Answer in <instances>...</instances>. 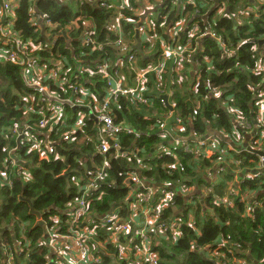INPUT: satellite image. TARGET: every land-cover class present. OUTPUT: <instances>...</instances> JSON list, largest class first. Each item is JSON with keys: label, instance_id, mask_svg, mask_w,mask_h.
Segmentation results:
<instances>
[{"label": "trees", "instance_id": "trees-1", "mask_svg": "<svg viewBox=\"0 0 264 264\" xmlns=\"http://www.w3.org/2000/svg\"><path fill=\"white\" fill-rule=\"evenodd\" d=\"M83 1V5L75 1L62 5L55 0H22L21 7L15 12L14 28L25 38L36 40L40 39V35L33 33L31 22L34 11L58 24V30H64L76 18H80L78 30L69 42L71 48H65L63 38L59 40L61 53L70 59L71 73L77 71L79 65L77 60L71 59V54H78V59L86 64H93L100 58H113L111 47L90 53L85 47L79 48V41L74 39H78L84 29L83 23L87 21L94 23L100 40L103 39L106 25L117 12L118 2H111L110 8L105 10L100 5L92 6L87 2L90 0ZM162 1L164 6L161 10L147 18L155 26L154 32L149 34L153 57L147 63L159 66L157 71L162 73L159 76L156 73L147 75L140 101L129 97L110 101L114 126L136 128L138 133L142 132L141 140L135 143L133 135H121L116 143L108 139L109 144L116 145L118 150L112 149L105 156L97 152L95 122L85 117L81 122L82 131L78 132L74 141L64 145L67 151L64 162L41 161L35 155H26L23 158H30L36 167L28 174L29 180L18 177L8 159L10 142L7 141L8 147L4 131L12 124L11 117H15V120L21 117L20 111H14L15 106H20L23 99L29 100L32 96L30 91L25 90L17 66L0 65V264H4L7 258L12 259L11 264H49L48 257L52 256L43 246L46 242L44 231L53 234L58 227L57 234L59 232L65 236L69 230L66 215L81 199L86 202L84 213L96 227V236L89 243V250L96 253V244L110 236L108 227L103 224L105 218L114 214L128 222L132 215L130 205L137 195L143 193L139 189L134 193L128 191L127 182L132 175L151 187L159 185V191L164 192L173 191L167 189V185L179 189L181 186L187 189L208 187L205 176L214 168L213 163L219 161V157L184 156L177 152L175 156L156 158L157 152L166 146V141L162 142L151 122L143 120V113L148 110L152 119H160L162 114L166 116L169 111L159 106L158 101L167 91H174L172 99L176 114L169 117L171 126L176 120H180L184 126L182 132L177 134L179 137L220 136L224 137L220 143L227 146L228 142L241 134L236 131V124L243 121L254 126L257 115L255 104L261 99L259 94L264 89V71L259 68H264V43L260 44L264 40V4L258 0H225L218 4L214 0H183L176 8L173 0ZM214 6L215 10L211 12ZM140 11L136 0H129L127 7L121 10L124 19L120 23L124 33H133V24L140 20ZM179 21L183 28L171 37L173 26ZM198 21L200 25L193 32L192 28ZM206 34L214 35L216 40L206 38ZM163 44L183 51V60L177 63L170 58L162 63L158 55ZM148 47L142 46L146 51ZM128 72L133 81L132 73ZM86 82L84 86L81 84L86 93L85 100L93 103L94 98L100 102L104 95L103 82L97 75H86ZM69 93L67 91L66 96ZM194 110L197 111L196 116L192 115ZM139 114L141 117L138 120L136 115ZM33 115L30 112L27 118L31 119ZM72 123L69 121L68 126ZM66 130L62 129V132ZM258 139L264 143V137ZM71 149H74V153H68ZM104 166V176L94 182V188L98 189L96 192L85 196L77 192L76 187L84 189L93 181L94 172ZM253 166L254 163L246 160L241 168L244 170L247 167L249 172L256 173L251 168ZM257 179L240 187L245 196L255 193L252 199L263 203L248 217L245 216L250 206L247 201L236 202L232 210H227L216 205L210 197L202 202L193 197L196 203L194 208L187 206L182 197L174 196L156 215L155 226L160 228L153 229V233L149 234L148 255L140 264H150L149 259L155 258V264H264V174L263 178ZM79 181L83 184H79ZM225 181L226 187L222 184L213 187L218 197L226 193L231 176L227 175ZM155 204V201L150 202L153 207ZM174 208L177 213H174ZM38 216L46 223L45 230L42 221L38 222ZM176 220L181 225L177 230L167 223ZM23 228L24 232L21 231ZM130 231L132 235L133 229ZM21 234L25 236L24 239ZM122 241L130 243L126 236ZM19 249L23 251L18 253ZM119 253V248L107 245L105 252L97 253L95 257L99 260L98 264H114ZM133 257L132 253L127 258Z\"/></svg>", "mask_w": 264, "mask_h": 264}, {"label": "built area", "instance_id": "built-area-1", "mask_svg": "<svg viewBox=\"0 0 264 264\" xmlns=\"http://www.w3.org/2000/svg\"><path fill=\"white\" fill-rule=\"evenodd\" d=\"M55 1L62 5L70 3V0ZM74 1L80 5L85 2L83 0ZM128 1H87L92 6L98 7L100 5L105 10L110 8L111 2H118L119 5L116 8L115 16L106 25V34L104 33L106 36L104 35L103 40H99L97 31L92 27L94 23L89 21L83 23V32L78 39L74 40L79 41V48L85 47L91 51L90 53L101 51L105 47H113L118 52L119 57L115 63L109 58H100L93 64H86L85 61L78 59V54H71V59L79 62V65H77L78 70L71 73L70 59L61 53L59 40L63 38L66 42L65 48H71L69 42L72 41V35L78 30V26L74 27V25L76 21H80V18H76L64 30H58V24L53 23L49 17L42 13L34 11L31 24L34 28L33 33L39 34L40 39L25 38L21 32L14 28L15 12L21 7L22 0H0V65L10 64L17 66L20 70L19 76L24 88L26 91H30L32 96L29 100L23 99L22 103L19 104L20 106H15L16 109L14 111L21 112L19 120H15V117L10 118L12 123L8 127L10 132L5 135L7 141L13 142L10 151L19 152L22 158L26 155H35L41 161L62 160L66 158L64 145L76 139L78 132L82 131L81 122L85 117L92 118L95 122L97 152L103 156L112 149L113 151L118 150L116 145L111 146L109 144V140L116 143L122 134L133 135L135 143L141 140L140 133L134 132L129 127L114 126L110 116L111 100L115 101L118 97H129L132 100L140 101L141 91L147 82V75L156 73L159 76L162 73V71H157L159 66H155L154 63L140 62L136 51L132 50L126 42V34L122 31L120 22L124 19L121 10L127 7ZM173 1L176 4V8H178L183 0ZM258 2L264 4V0H258ZM215 4L218 3L215 2ZM215 7L212 10H215ZM138 17L140 18L139 15ZM133 25L141 40L144 37L143 45H148V49L151 50L152 39L149 34L154 32V24L145 18L143 21L139 20ZM199 25L200 21L194 24L192 31H196ZM182 28L183 24L179 21L173 26V29L171 28L170 36H175ZM204 36L216 40L212 34ZM41 53H44V56L47 57L40 56ZM159 57L162 63L170 60V58H174L177 63H180L184 58V52L163 44L158 59ZM122 64L133 75L134 87L132 88L125 86L123 79L119 78ZM259 68L262 69L260 71H264L262 66H259ZM178 73L179 69L177 70ZM86 75H97L105 83V86L102 87L104 95L100 102H96L93 97V103L85 100L86 93L81 84L83 86L87 84ZM262 87L264 88V82ZM67 91L70 92L68 96H66ZM214 93L216 94V92ZM259 97L261 99L255 104L257 115L254 125L258 123L262 127L258 137L263 138L264 89L260 92ZM159 104L166 107L168 102L160 98ZM169 105L175 109V102ZM34 107L38 109L34 110ZM30 112H33L34 115L31 119H28L27 115ZM192 115L196 116L197 111L194 110ZM69 121L73 122L70 126H68ZM146 121L152 123V127H155V132L159 134L162 142L172 141L170 148L164 147L157 152V159H161L164 156H175L177 152H181L184 156L194 154L209 158L214 155L219 157V161L213 163L214 168L205 176V180L209 183L208 187L187 189L181 186L178 189V195L188 194L193 191L196 193L194 200L199 201L202 194L203 198L210 197L216 205H221L227 210H232L236 202L243 203L247 201L250 202V206L245 211L246 217L263 206L262 202L252 199L255 193H249L245 196L240 188L241 184L250 180L255 178L260 180L264 174L262 170L256 171V173L249 172L247 167L241 170L243 162L246 160L250 161L249 158L252 155L251 153H244V150L251 148V146H249L246 137L242 138L244 131L250 129L249 125L243 121L239 125L236 124V131L241 133L236 138L237 142H241V144L232 148L236 138L234 141L228 142L227 146H223L220 142L224 141V137L221 138L220 136L208 135L203 138H196L191 135L193 136L192 140L187 139L188 136H177L184 127L180 120H176L174 126L170 129L160 119L150 118ZM62 129L67 130L62 132ZM189 141L194 145L191 146ZM262 152L264 154V144L262 145ZM35 167L36 165L29 158L27 161L24 160L22 166H18L16 174L29 180L30 168L34 169ZM105 168L104 166L100 171L94 172L93 181L87 184L84 189L81 186L76 187L77 192H80L82 196L96 192L98 189L94 188V182L102 179L105 174ZM227 175L234 176V178L228 184L226 193L218 197L213 187L220 184L226 187L225 177ZM214 177L220 179L217 181L218 183L212 180ZM127 189L131 193H134L137 189L143 193L137 195L136 200L130 205L132 215L128 222L122 221L114 214L105 218L103 224L108 227L107 230L110 231V236L104 242L96 244V253L89 250V243L96 236V227L92 222H89V216L84 213L86 209L84 199L79 200L67 213L66 223L69 225V230L65 236H61L59 232V235L57 234L58 227L54 229L53 234L45 233L44 231V236L46 235L47 237H44L46 242L43 246L47 249L49 255L52 256L48 257L50 260L49 264H98L99 260L95 257V254H103L107 245L120 249L114 264H119L122 261H126L125 264H140L145 260L150 245L149 234L153 233V229L160 228L155 226V217L176 196L175 192L177 190L170 192L156 191L153 186L145 184V181L139 180L136 175L129 177ZM151 201L156 202L154 207L150 205ZM37 220L41 222L43 219L39 217ZM168 222L176 230L181 227L177 220ZM132 223L134 226H131ZM41 225L43 230H45L46 223L42 221ZM131 228L133 229L132 235H130ZM174 234L176 233L174 232ZM124 236L129 238V244L122 241ZM21 237L24 239L25 236L21 234ZM22 251V249H19L18 253ZM132 253L134 257L128 259L127 257ZM155 260L149 259V263L155 264ZM11 262H13L12 259L7 258L4 264H11Z\"/></svg>", "mask_w": 264, "mask_h": 264}, {"label": "crops", "instance_id": "crops-1", "mask_svg": "<svg viewBox=\"0 0 264 264\" xmlns=\"http://www.w3.org/2000/svg\"><path fill=\"white\" fill-rule=\"evenodd\" d=\"M136 2H138L139 3V6H140V14H139V12H138V15L140 16V21H143L145 18H148V17H151L152 15H154V14H156L157 12H159L160 10H161V8L164 6V4L162 3L163 1L162 0H136ZM95 26V25H94ZM105 34H106V32H105ZM104 34V35H105ZM126 34V33H125ZM106 36V35H105ZM132 36V37H131ZM138 35L136 34V32H135V29L133 30V33L132 34H126L125 35V37H126V42H127V44L130 46V48L132 49V50H134V51H139L140 53L142 52L143 53V57H140L139 58V60H140V62H142V63H144V62H146L149 58H151V57H153V55H151V51L150 50H148L147 49V51H146V49L144 48H142V43H140L139 44V42H138V40H137V37ZM97 37L99 38V36H98V32H97ZM131 37V38H130ZM103 39H104V36H103ZM103 39H101V40H103ZM139 41H141V38L139 37ZM99 40H100V38H99ZM137 51V52H138ZM110 52L113 54V58H111V60L113 61V63H115L117 60H118V52L113 48V47H111L110 48ZM155 53V52H154ZM150 56V57H149ZM193 59V58H192ZM122 63H124V62H122ZM193 69H194V66H193ZM190 72V71H189ZM119 78L120 79H123V81H124V84H125V86H127V87H129V88H132V87H134V82L132 81V78H131V76H130V74H129V72H128V70H127V68H126V66L124 65V64H122V66H121V68H120V71H119ZM100 82H103L102 80H100ZM103 84L105 85V83L103 82ZM173 92L174 91H171V90H169V91H167L166 92V94H163L162 96H161V98H163V99H165L167 102H168V105L165 107L168 111H169V113L165 116L164 114H162L161 115V117H160V121H164L166 124H167V126H168V129H170V128H172L173 126H171V119L169 118L170 116H172V115H175L176 114V110L175 109H170L169 108V104H171L172 102H174V99H172L173 97H172V95H173ZM171 96V97H170ZM157 99H159L158 97H157ZM158 105L160 106V104H159V101H158ZM149 112H148V110H144V113H143V120L144 121H146L147 119H150V118H152V117H150L149 115ZM151 114H154V112H152ZM137 116V118H138V120L140 119V117H141V114H139V115H136ZM146 119V120H145ZM147 123H150V122H148V121H146ZM130 128V127H129ZM131 130H133L134 132H138V130L135 128H130ZM140 131V130H139ZM140 133H142L141 131H140ZM124 136H130V135H127V134H122V136L121 137H124ZM171 140H168V141H166V142H164V145H166L165 146V148H170L171 147ZM75 151H77V150H75ZM70 152H72V153H74V149H71L70 151H68V153H70ZM77 153H78V151H77ZM76 152H75V154H77ZM181 154V153H180ZM66 156H67V151H66V154H65ZM182 155V154H181ZM79 161H81V159L79 160ZM234 178V176H231V180ZM212 180H214L216 183H218L217 181H219L220 179L219 178H217V177H214ZM214 182V183H215ZM79 184H83L81 181H79L78 182ZM165 187H167V189H171V190H177L175 193V195L177 196L178 195V192H179V187H175V186H165ZM195 188V187H194ZM76 189V188H75ZM153 189L154 190H156V191H159V189H160V186L159 185H154L153 186ZM196 195V193L195 192H193V191H190L188 194H183V195H178V196H180V197H182L183 198V200L186 202V205L187 204H191V205H194L195 206V202H192V199H193V197ZM198 196H199V194H198ZM204 198H203V195L201 194L200 195V201L202 202V200H203ZM188 206V205H187Z\"/></svg>", "mask_w": 264, "mask_h": 264}, {"label": "rangeland", "instance_id": "rangeland-1", "mask_svg": "<svg viewBox=\"0 0 264 264\" xmlns=\"http://www.w3.org/2000/svg\"><path fill=\"white\" fill-rule=\"evenodd\" d=\"M78 23H79V21H76V24L74 25V27H76V26H78ZM92 27H94L93 25H92ZM137 34V33H136ZM144 37H142V40L141 41H139V44L140 43H142V45H143V42H144ZM143 41V42H142ZM138 51V50H137ZM136 51V53H137V55H138V58H140V57H143L144 55H143V53L141 52H137ZM139 55H141L140 57H139ZM169 60H167V62H168ZM1 94H0V100H1ZM169 108L170 109H174L172 106H169ZM250 127V129H248V130H246V131H244V133L242 134V138H244V137H246V139H247V142L249 143V146H251V148H247V149H245L244 150V153H251L252 155H250V163L252 164V163H254V166L253 167H251L252 168V170L253 171H260V170H262L263 172H264V154H263V152H262V145L264 144V143H261L260 141H259V137H258V135L260 134V131L262 130V127L258 124V123H256L255 125H254V127H251V126H249ZM10 128H7L5 131H4V139H5V142H7V140H6V138H5V135L6 134H8L9 132H10V130H9ZM7 144H8V147H9V143L7 142ZM239 144H241V142H234L233 143V147L232 148H234L235 146H237V145H239ZM262 152V153H261ZM65 159L66 158H64V159H62V160H60L61 162H64L65 161ZM79 161V160H78ZM242 170V169H241ZM6 177V176H5ZM7 185H11V184H8L7 183ZM196 204V203H195ZM188 206L189 207H193L194 205H191V204H188ZM194 208H195V206H194ZM173 211H174V213H177V209H173ZM203 215V213H201V216ZM214 220V219H213ZM173 222H175V221H173ZM229 223H227V225H228ZM226 225V226H227ZM131 226H134V224L132 223V225ZM22 232H24V228L21 230ZM224 264H227V263H224ZM229 264H231V263H229Z\"/></svg>", "mask_w": 264, "mask_h": 264}, {"label": "clouds", "instance_id": "clouds-1", "mask_svg": "<svg viewBox=\"0 0 264 264\" xmlns=\"http://www.w3.org/2000/svg\"><path fill=\"white\" fill-rule=\"evenodd\" d=\"M1 95H2V94H1ZM1 97H2V96H1ZM8 142H9V141H8ZM12 143H13V142H10V148H9V150H8L7 155H8L9 162L13 165L14 170H15V173H16V171H17V169H18V166H22L23 163H24V160L27 161V159L22 158L19 152H12V151H10L11 148H12ZM36 157H37V156H36ZM53 161H55V160H53ZM56 161H58V160H56ZM59 161H60V160H59ZM14 162H15V163H14ZM34 169H35V168H34ZM34 169L30 168V173H31ZM18 177H19V176H18ZM49 212H50V211H49ZM39 217H40V216H38V218H39Z\"/></svg>", "mask_w": 264, "mask_h": 264}, {"label": "water", "instance_id": "water-1", "mask_svg": "<svg viewBox=\"0 0 264 264\" xmlns=\"http://www.w3.org/2000/svg\"><path fill=\"white\" fill-rule=\"evenodd\" d=\"M74 2V0H70V3H73ZM215 2L216 3H219V2H225V0H215ZM212 11H214V10H212ZM137 38V40H138V42H139V36H137L136 37ZM264 43V40H262L261 42H260V44H263ZM187 139H189V140H192L193 139V136H188V138ZM44 237H47L46 235L44 236Z\"/></svg>", "mask_w": 264, "mask_h": 264}]
</instances>
